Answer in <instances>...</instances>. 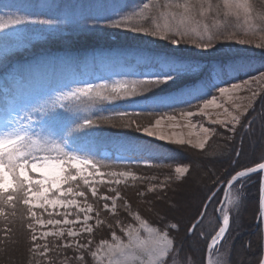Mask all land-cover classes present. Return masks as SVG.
Instances as JSON below:
<instances>
[{"label":"trees","instance_id":"16d2710c","mask_svg":"<svg viewBox=\"0 0 264 264\" xmlns=\"http://www.w3.org/2000/svg\"><path fill=\"white\" fill-rule=\"evenodd\" d=\"M147 2L155 7L144 12L145 16H159L160 13L168 11L164 7L168 0H0V15L7 16L6 14L11 12L28 15L31 20L60 19L64 21V23L52 26L34 24L33 29L38 27L37 29L44 33L43 35L41 34L29 46L11 53L7 52V55L2 53L0 78L3 79L5 87L13 85V81L5 79L7 74H14L13 78L18 75L25 80L47 77L54 84L72 83L77 78L85 76L92 78L96 73L114 79L117 73L121 72L120 79L132 77L133 80H139L141 78L133 75L137 68L150 67L161 72L168 71L176 62H181L189 65L190 71L196 69L194 77L181 83L154 89L147 94V100L141 97L127 100L148 106L165 101L167 97H181L183 102L157 110L159 113H169L194 102L198 96L201 98L208 96L214 86L212 85V74L219 75L221 84L225 85L264 70V43L261 42L258 46L252 39L261 35L264 37V30H261L264 28V23L259 20V17L264 15V0H250L253 9L250 18H254L256 23L262 27L259 34L243 33L238 26L234 25V21L236 18L243 20L245 17L226 15L227 10L223 8L222 0H211L213 10L205 14L210 25L212 24L211 33L234 34V42L233 39L224 38L215 40L212 48L217 50H213L214 52L210 54L198 53L197 45L193 43L173 45L170 40L144 32H135L130 28L110 27L103 22L92 24V20L95 19H118L134 11L139 12L142 4ZM217 4L221 5L219 9L215 8ZM157 22L162 23L163 19H158ZM143 26H150V22ZM240 37H245L246 40L250 37V42L243 48L237 41ZM27 88L29 87L23 86V93L30 92ZM195 89L200 90L196 98L187 95L189 91ZM117 105V103H105L100 106L103 110L95 112L92 118L95 120L98 117H108L113 111L122 110ZM258 106L260 108L258 107L256 112L251 110L242 118L233 133L227 129H218L216 133L222 134L220 135L221 140L224 141H222L223 149L215 156L206 153L205 149L197 150L186 144L155 140L141 134L135 128L119 126L127 118L98 123L92 129H84L79 133L69 135V148L78 147L81 151L104 161L105 164H112L113 157L117 155L127 157L133 155L128 150V146H142L150 149L154 154L151 159L147 160L149 163L147 166L125 164L121 167L118 162H115L117 164L115 168H126L133 171L136 174L135 180L131 179L123 185L109 182L95 185L102 195H115L110 191L112 188L120 191L124 199L117 200V216L114 217L111 213L105 212L103 201L91 197V193H88V202L101 211L100 218L105 223L97 226L93 219L91 222L93 233L89 235L84 232L79 235L78 242L87 243L91 240V250L95 251L100 240L111 239L112 230L121 235L120 226L114 223L115 219L118 218L124 223L133 222L124 207V202L127 201L132 211H140L141 215L155 227H161L162 221L169 225L178 224L179 230L174 229V231L181 239L176 240V247L182 243L194 250L202 248L208 234L204 231H196L197 229L190 234L189 228L202 212L209 196L236 171L264 159V156H260L264 150L262 100ZM57 112L59 118L55 121H48L47 125L52 126L51 129L57 137H63L74 126L76 116L68 114L65 110H57ZM153 117L144 114L134 119L137 123L144 125L146 120ZM103 152H109L111 156L104 157ZM181 163L189 164V174L182 178H174L169 168ZM217 169L218 175L215 173ZM195 171H201L200 175L204 174V177H200ZM193 177L198 178V186L194 185L197 180H192ZM252 179L253 177L248 178L251 183L247 184L245 189L250 200L249 213L253 215L255 221L258 213L259 180ZM161 183L165 185L163 188L158 187ZM153 185H157L156 189L149 192L148 189ZM195 187L199 188L198 192L195 190L196 200L192 202L191 198L187 199V195L191 197V194L189 195L186 190ZM141 192L144 193L143 196L140 195ZM172 197L176 200L177 209L171 210L167 203H172L170 200ZM212 202L213 200L207 208L208 212L209 209H213V206L211 208ZM12 211L11 207L5 206L3 215H0V264H61L65 258H68L70 264H81L76 259L81 253H77L74 248L63 247L73 240L66 234L63 239H57L53 235L43 239L37 238V243L41 245L40 250L35 253L30 251L32 232L27 225L34 221L29 220L27 213H23L22 218L20 206L15 208L14 217L11 215ZM92 215L95 216V213ZM42 217L43 219H61L63 216L52 212L51 217L48 214ZM202 221L196 228L202 225ZM108 224H112L113 228L109 229ZM7 229L10 231H6ZM165 230L168 231L167 228ZM241 234L237 236V242L242 247V253L247 254L249 258V261L244 264H259L262 256L260 228L254 233L248 230ZM45 244L48 246V252L41 255ZM83 254L85 260L82 264H95L90 252Z\"/></svg>","mask_w":264,"mask_h":264},{"label":"snow or ice","instance_id":"6c2138e0","mask_svg":"<svg viewBox=\"0 0 264 264\" xmlns=\"http://www.w3.org/2000/svg\"><path fill=\"white\" fill-rule=\"evenodd\" d=\"M222 6L227 10V14H233L237 17L243 15L247 21L252 16V5L250 0H222ZM155 7L150 2L143 3L139 12H132L127 15L120 16L118 19L103 18L92 20V24L104 23L110 27H126L135 32H144L152 36H159L163 39L170 40L173 45H181L183 43H193L198 47L209 49L213 47L215 40L233 39L234 34L225 35L223 32L212 34L209 31L207 24H201L195 21L192 13L197 11L201 17H204L207 12L213 10L211 0H185L183 4L177 2L172 3V0L164 5L166 9H183L180 11L162 12L159 16H145L144 12ZM221 5H215L219 9ZM7 20L4 15H0V31H5L11 27L21 26L28 23L39 25H58L64 23L60 19H37L31 20L28 15L19 13H7ZM163 19L162 23H158V19ZM259 20L264 23V15L259 17ZM135 21V23H134ZM150 22V26H143ZM195 23V26H192ZM261 30H264L262 28ZM241 44L250 42L245 40L238 41ZM8 49H4V54L7 55ZM190 66L181 62H176L168 71L153 72L150 75H145L139 80H115L112 82L102 81L98 84L91 82H83L76 84L67 91H60L47 101L32 105L23 116L6 117L4 126L0 128V215H3L5 206L13 209L11 215L15 216V208L20 206L23 213H27L29 222L27 227L32 232L31 241L32 247L30 251L33 253L40 250L41 245L37 243L36 225H68L80 223L82 231L91 235L93 233V225L90 220H95L97 226L103 225L104 220L100 218L101 211L93 207V204L88 202V193L91 197L103 201V210L111 213L114 217L118 214L117 200H123L118 189L112 188L111 192L115 195H102L95 186L103 181L90 179L97 173L100 175H108L110 177H129L133 180L136 177L130 171H110L107 173L100 172L101 168H115L117 164H105L104 161L96 159L95 156L87 152L81 151L78 147H68V136L72 133H79L84 129H92L96 124L102 122H111L115 120L126 121L119 125L127 128H135L142 130L149 136H155L159 140H168L174 144L185 143L183 139H172V136L165 135L159 130L161 120L165 117L173 121L176 119L173 115L167 113H159L157 110L163 107H168L171 104L183 102L181 97H167L165 101L160 103L149 104L147 108L140 110H115L108 117H98L93 119L95 112L102 111L100 107L107 104H113L119 101L133 100L138 97L148 99L147 94L154 89L162 86L167 87L169 82L175 81L182 73L190 71ZM260 77L264 78V72L260 73ZM253 79H257L253 77ZM244 85L249 84V81H243ZM215 87V85H214ZM242 87L241 84H231L232 90H238ZM221 95L229 92V88L218 87ZM200 90L195 89L187 93V95L196 98ZM255 95V94H253ZM217 101V96L212 95L210 100L205 99L203 106H198L201 113L204 108ZM239 107V106H237ZM58 109H63L71 112L76 116L74 126L65 133L63 137H57L55 132L47 126L48 121H55L59 118ZM227 111V109H225ZM33 113H38L41 123L39 127H33ZM147 114L155 116V123L142 125L137 123L135 117ZM196 113L192 111H181L182 117H192ZM232 120L239 123V116H232ZM213 123H223L222 121H213ZM195 127V125H191ZM204 133H208L210 129L202 128ZM176 135L175 133L172 134ZM188 144H193L191 139L186 141ZM200 149L205 148L203 141L195 145ZM128 150L133 154L128 156L127 160L135 162L136 159H148L153 157L150 149L142 146H128ZM119 166H125V159L122 158ZM87 169H91L90 172ZM188 167H176L175 173L177 178L180 175L187 173ZM264 172V162L256 164L255 167H248L242 171H236L231 179L227 181L229 186L233 185L234 181L242 180L250 177V175ZM82 181V184H81ZM120 179H116L115 183L119 184ZM112 183V181H109ZM163 183L158 187L163 188ZM157 185L151 186L148 191H154ZM83 189V190H82ZM243 194V185L238 190ZM261 199L260 209L264 211V177H261ZM144 195L143 192L140 193ZM215 193H213V197ZM212 197H209L211 199ZM62 206L64 209L74 207L77 211L76 221L68 219V213H59L64 217L61 220L52 218L46 221L37 214L34 209L38 207L44 212H48L49 207L56 208ZM124 207L128 211V215L132 218V223H124L120 219H115V225L120 226L122 235H117L115 230L111 232V241L102 239L96 245V250H91L92 241L87 243H79V231L67 229V236L73 238L63 247L74 248L77 253H81L76 257L78 261L85 260L83 253L90 252L91 257L98 264H166V258L173 254V240L169 236V232L173 229L179 230L178 224H166L161 222V227H153L148 219H145L140 211H132L131 205L125 201ZM83 213L81 221L80 214ZM95 213V216L92 215ZM49 217L52 216L48 212ZM203 217H201L202 219ZM199 225L197 221L189 229V232H194ZM230 225L229 215L227 211L223 214V225L219 227L215 235L211 237V243L208 248H212L217 243L218 238L225 236ZM108 228L112 229L113 225L108 224ZM168 229L166 231L165 229ZM6 231H10L7 229ZM49 235L55 236L57 239H63L65 230L58 229L55 232H43L41 239ZM126 238V239H125ZM59 246V245H58ZM44 255L48 252V246H43ZM61 264H70L68 258H65ZM175 264V261L173 262ZM264 264V259L260 261Z\"/></svg>","mask_w":264,"mask_h":264},{"label":"rangeland","instance_id":"374dc122","mask_svg":"<svg viewBox=\"0 0 264 264\" xmlns=\"http://www.w3.org/2000/svg\"><path fill=\"white\" fill-rule=\"evenodd\" d=\"M177 2L183 4L185 0H183L182 2H180V0H172L173 4ZM66 8L68 9V6ZM169 11L182 12L183 9L177 10L173 8V9H168L167 12ZM192 15L194 16L195 21H198L201 24H207L209 26V31L211 33L212 24L210 25V21L208 18H206L205 16L201 17L197 11H194ZM5 20H7V16H5ZM234 25L238 26L241 29V31L245 34L246 33L259 34L260 29L262 28L259 26V24L256 23L254 18L252 19L249 18L247 21L245 19L238 20L236 18L234 21ZM192 26H195V23H193ZM33 27H34L33 23H28V24L21 25V26L11 27L5 31H0V56L2 55V53H4L5 48L8 49V53H11L12 51H17L19 49L24 48L25 46H29L31 43L35 41L36 38H39L41 34L42 35L44 34V33H41L37 29L38 27L37 28L35 27V29H33ZM261 36L252 38L253 41L256 43V45H258L261 42L264 43V37L263 35ZM249 38L246 40L245 37L244 38L240 37L239 39H237V41L239 40L249 41ZM233 42H234V39H233ZM248 43L249 42L241 44L238 42V44H241L240 46L242 48L245 47L246 44ZM196 50L198 53L210 54L214 52L213 50H217V49L215 48L204 49V48L197 46ZM153 72H157V71L150 67H143L142 69H139V68L135 69L133 75L142 79L145 75H150ZM196 72H197L196 69H193V71L182 73L183 75H180L175 81L169 82L168 86L189 80L190 78L195 76ZM261 72H264V70L254 73L252 75H249L242 80L231 82L225 85L221 84L220 78L218 77L219 75L212 74V85H215V87L214 86L212 87V90H210V93L208 94V96L202 97V98L201 96H198L194 102L187 104L181 109L167 113V115L175 116L176 119L173 121H170L165 117L164 119L161 120V125L159 126V130L165 135L172 136L173 140L175 139L185 140L184 144L192 148H195L197 150L205 149L206 153L210 155H214V156L219 154L220 151L223 149L222 141L224 140H221L222 136L220 135L222 134L218 135L216 133L218 129L219 128L227 129L231 133H233L236 130L238 124L241 122L242 118H244L251 110L256 112L257 108L258 107L260 108V106H258L260 100H262V108L264 109V78L260 77ZM120 74L121 72H118L117 76L114 79H111L110 77H105L99 73H96L94 74L92 78L85 76L83 78H77V80L73 81L72 83L70 82L67 84L66 83L54 84L53 81L50 79H47V77H35L31 80H25V79H22L18 75H15L13 78L14 74H7L5 75V79L8 81H13V85L11 87H5V85L3 84L4 83L3 79L0 78V128L4 126L3 122L5 121L6 117L23 116L25 111H27L32 105L43 103L60 91H67L69 90V88L75 86L76 84L83 83V82H91V83L96 82L98 84L102 81L110 82V81H115V80H122L119 78ZM253 77H256L257 79L254 80ZM123 80L132 81L133 79L132 77H126ZM19 81H21V83H19ZM243 81H249V84L244 85ZM233 83L241 84L242 87L238 90H232L231 84ZM23 86L29 87L27 89H29L30 92L23 93V90H24ZM218 87L229 88V92L224 95H221L218 91ZM212 95L217 96V101L214 104H211L208 107L204 108V112L201 113L199 111L198 106H203V101L205 99L210 100ZM116 103L118 104L117 106H119L122 110H128V111L140 110V109H144L147 107L146 105H142L141 103L134 102V101L133 102L132 101H119ZM225 109H227V111H225ZM61 110L63 109H58V111H61ZM181 111H185V112L192 111L193 113H196V114L192 117H182L180 115ZM67 113L70 115L73 114L71 112H67ZM232 116H239L240 117L239 123H236L235 121H233ZM155 118H156L155 116L153 118H149L148 120H146L147 122H145L144 125L146 126L149 123L154 124ZM213 121H222L223 123H213ZM40 123H41V120H40L39 114L33 113V127H39ZM191 125H195V127H192ZM48 127L51 128L52 126L49 125ZM202 128H208L210 129V131L208 133H204L202 131ZM139 132L147 137L153 138L155 140H159L155 136L147 135L142 130H140ZM173 133H175L176 135L173 136L172 135ZM189 139L193 141V144H188L186 142ZM159 141L171 143L168 140H159ZM201 141L205 143L204 149H200L195 146L197 143ZM103 156L109 157L111 156V154L109 152H103ZM260 156L261 157L264 156V150L262 151ZM122 158L125 159V164H141V166L149 165L148 162H145V159H136L135 162H133L132 160H127L126 159L127 156H120V155L114 156L113 160L114 162L119 163ZM263 160H261L260 162H262ZM256 164H253L251 166H246L243 168L252 167ZM185 166L188 167L190 170L189 164H183V163L172 165L170 166V168L168 166V168L171 169L172 176L174 178H177V174L175 173V168L185 167ZM87 171L90 172L91 169H87ZM110 171H116V172L130 171L134 176L136 175L135 173H133V171L126 169V168L100 169V172L102 173H107ZM195 172H197L198 173L197 175H199L200 177L202 178L204 177V174L200 175L201 171H195ZM215 173L216 175L219 174L218 169L216 170ZM187 174H189V171L187 173L180 175L179 178H182ZM200 177H199V180L201 179ZM252 177L253 179L259 180V196H260V174L259 173L253 174V175H250V177L248 178H252ZM248 178H244L242 180L236 181L229 189H226V184L229 179L219 185L221 186L220 189L215 193V196L212 197L211 199L213 200V202L211 203V208L213 206V209H209V212H208L207 211L208 207L206 208L204 217L202 219L203 221L201 220L203 222L202 225L199 228H195L197 229L196 231L198 230L201 232L204 231L208 234V238L206 239V242L204 243L202 248L200 249L197 248L194 250L193 248L182 245V243L178 247H176L175 245L176 240H180L181 238H179L178 233H176L174 229L169 232V236L173 240L174 251L171 256L166 258V264L167 263L173 264L174 261H175V264H201V263L202 264H244V262L249 261V258L247 254L242 253V247L237 242L238 237L242 232L245 233L246 231L249 230L250 233H254L255 231H258V228H260L261 230L262 248H263L262 226H261V222L257 221L258 215H259V198H258V213L256 214V217H255L256 220L254 221V217H252L253 215L249 213L250 211L249 201L250 200L247 197V193L245 189L246 185L251 183V181L248 180ZM90 179H93L96 181H103V182L112 181V183L114 184H116L115 183L116 179H120L121 182L119 184L123 185L129 182L132 178L131 176L125 177V178L110 177L108 175H100L99 173H97L93 177H90ZM194 179L196 178L193 177L192 180ZM196 180L197 181L194 182V185L198 186L197 182H199V180L198 178ZM242 185H243V194H241L238 191ZM198 188L199 187L188 188L186 190V192L189 195L191 194V197H188L187 195L188 200H190V198L192 202L196 200L195 190L196 192H198ZM170 200L172 203H169V204L167 203V206L170 207L171 210L177 209L175 198L172 197ZM34 211H36L37 214L40 215L42 219H43L42 215L48 214V212H51V213L52 212H56V213L67 212L68 219L72 221H76V215L74 213L77 211V209H75L74 207H69L68 209H64L62 206H57L54 209L49 207L48 212H44L42 209H39L38 207H36ZM225 211H227V214L229 215V219H230V225L226 231V234L221 239L218 238L217 243L213 245L212 248H208V245L211 242V237L215 235V232L218 231L219 227L222 224L223 214ZM251 211L253 212V208L251 209ZM53 219L62 221L64 217H61V219L59 218H53ZM80 219L82 221L83 213L80 214ZM44 220L46 221L47 219H44ZM92 221L93 220H90L89 223L91 224ZM152 226L155 227L154 225ZM60 228H63L65 230V234L67 233V229L69 228H71L73 231H79L80 233L79 235L84 233L81 230L82 225L80 223L68 224V225H64V224L39 225L37 224L36 225L37 238H41V234L43 232L52 233V232L57 231ZM111 239L109 241H111ZM171 257L172 259H170ZM93 261L95 264H98L96 260L93 259ZM104 264H107L106 260L104 261Z\"/></svg>","mask_w":264,"mask_h":264},{"label":"water","instance_id":"95a60500","mask_svg":"<svg viewBox=\"0 0 264 264\" xmlns=\"http://www.w3.org/2000/svg\"><path fill=\"white\" fill-rule=\"evenodd\" d=\"M262 162H264V160L262 161ZM262 162H260V163H262ZM256 165H254V166H252V167H255ZM248 168V167H247ZM244 169H246V168H243V169H241V170H238V171H242V170H244ZM259 174H260V189H261V177H264V172H259ZM231 179V178H230ZM236 181H234L233 182V184L235 183ZM220 187L221 186H219L216 190H215V192L214 193H216L219 189H220ZM231 186H229L228 184H226V189H229ZM210 197H213V194L210 196ZM212 199V198H211ZM211 199H208L207 201H206V203H205V205H204V207H203V209H202V212H201V214L199 215V217L194 221V223L193 224H195L197 221H199V223H200V221L203 219H201V217H204V213H205V211H206V208L208 207V204L210 203V201H211ZM260 199H261V191H260V196H259V215H258V219H257V221H260L261 222V226H262V233H263V248H262V256H261V260L262 259H264V211H262L261 209H260ZM193 224H192V226H193ZM223 225V220H222V224H221V226ZM191 226V227H192ZM192 233V232H191ZM221 239V238H220ZM211 243V242H210ZM260 260V261H261ZM259 264H260V262H259Z\"/></svg>","mask_w":264,"mask_h":264}]
</instances>
